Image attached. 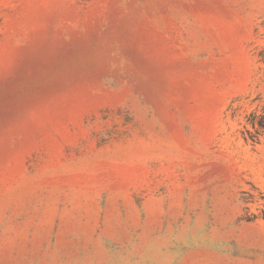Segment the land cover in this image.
<instances>
[{"label": "rangeland", "instance_id": "1", "mask_svg": "<svg viewBox=\"0 0 264 264\" xmlns=\"http://www.w3.org/2000/svg\"><path fill=\"white\" fill-rule=\"evenodd\" d=\"M263 123L264 0H0V264H264Z\"/></svg>", "mask_w": 264, "mask_h": 264}, {"label": "trees", "instance_id": "2", "mask_svg": "<svg viewBox=\"0 0 264 264\" xmlns=\"http://www.w3.org/2000/svg\"><path fill=\"white\" fill-rule=\"evenodd\" d=\"M260 128L261 129H264V123L263 124H260ZM252 140L255 141L256 140L255 137H253Z\"/></svg>", "mask_w": 264, "mask_h": 264}]
</instances>
